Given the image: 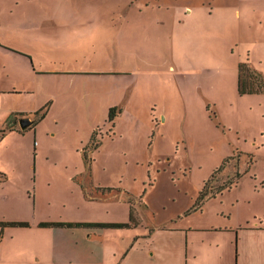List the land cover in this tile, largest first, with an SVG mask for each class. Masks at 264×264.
<instances>
[{
    "label": "rangeland",
    "instance_id": "374dc122",
    "mask_svg": "<svg viewBox=\"0 0 264 264\" xmlns=\"http://www.w3.org/2000/svg\"><path fill=\"white\" fill-rule=\"evenodd\" d=\"M1 44L61 72L1 68L0 54V88L14 90L0 96V264H120L136 245L140 260L144 224L39 226L127 222L131 203L152 227L263 210L264 92L240 94L238 67L264 77V0H0ZM39 108L35 126L7 129ZM237 171L236 185L183 217L205 181Z\"/></svg>",
    "mask_w": 264,
    "mask_h": 264
},
{
    "label": "crops",
    "instance_id": "0c3cea01",
    "mask_svg": "<svg viewBox=\"0 0 264 264\" xmlns=\"http://www.w3.org/2000/svg\"><path fill=\"white\" fill-rule=\"evenodd\" d=\"M4 48L8 50L5 51L6 53L3 52ZM30 53V50L25 47L22 48L18 45L3 47L1 44L0 54H7L8 56L5 59V64L1 63V68L6 69L11 67L13 63H21L24 69L25 66L31 70L35 67L34 70L39 74H50L56 71L37 68L35 66V57ZM34 70L32 72H35ZM56 72L61 71L58 70ZM62 72H64L63 74L72 76L89 73L98 74V72L94 71L79 72L65 70ZM12 74V72L7 74V78ZM11 77L13 78V76ZM12 80H10L11 83H13ZM2 87L0 88V96L11 95L14 92L11 87ZM53 101L51 108L58 102L57 99ZM35 112L18 113L17 111V114L20 116L17 118L16 124L18 125L20 118L34 116ZM7 120L9 118H6V124ZM35 125L32 123L26 129ZM15 129L26 130L19 129L17 126ZM210 199L206 200L202 206ZM244 200V198H240L238 201L243 203ZM200 210L203 211L200 208L199 210H195V212ZM192 213L194 212L192 211ZM192 213L187 214L184 212L182 215L185 217ZM247 213V215L239 216L240 219L234 217L233 221L231 217H228L222 219L221 222L204 225L189 224L175 226L177 221L182 219L180 216L177 219L154 227L141 222L138 226L132 227L134 229L141 227L143 224L149 227L144 230L140 229L134 238L139 244L138 254L140 260L137 258V251H134L137 247L136 245L124 253L120 264H264V208L263 210L255 209V211Z\"/></svg>",
    "mask_w": 264,
    "mask_h": 264
},
{
    "label": "trees",
    "instance_id": "16d2710c",
    "mask_svg": "<svg viewBox=\"0 0 264 264\" xmlns=\"http://www.w3.org/2000/svg\"><path fill=\"white\" fill-rule=\"evenodd\" d=\"M238 90L240 94H246V93H262L264 92V77L263 75L256 70L255 68L251 67L249 63L247 62H240L238 67ZM114 112L115 110L112 109L110 111V119L114 118ZM38 117L33 120V124H36L38 121H40L45 116V109L41 108L35 112ZM17 120V114H13L11 117H9V121L7 124L8 130L15 129V124ZM3 130V136L4 132ZM23 131V130H19ZM227 160L225 159L222 164L218 167L217 170H223L226 166ZM216 170V171H217ZM215 174V171L213 172V175ZM242 174L240 171H237L236 174L231 177V179L219 185L218 187H208L209 180L204 182V185L195 200L194 204L192 205L191 209H189L186 213H190L192 211L197 210L200 208L206 200L209 198L215 197L217 194L222 193L225 189L231 188L232 186L236 185L239 182V179L241 178ZM109 189V187H108ZM10 225L13 226H29V223L27 222H9ZM140 224L138 217L136 216V210L134 205L131 203L130 205V213H129V220L127 222H93V221H82V222H65V221H44L40 222V227H57V228H63V227H87V228H132L136 227Z\"/></svg>",
    "mask_w": 264,
    "mask_h": 264
},
{
    "label": "water",
    "instance_id": "95a60500",
    "mask_svg": "<svg viewBox=\"0 0 264 264\" xmlns=\"http://www.w3.org/2000/svg\"><path fill=\"white\" fill-rule=\"evenodd\" d=\"M33 120L30 119L29 117H22L19 119V125L22 129H26L30 125H32Z\"/></svg>",
    "mask_w": 264,
    "mask_h": 264
}]
</instances>
